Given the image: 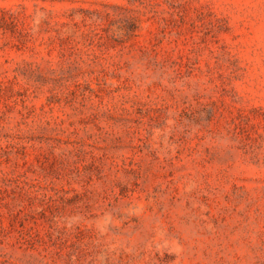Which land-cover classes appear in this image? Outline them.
I'll return each instance as SVG.
<instances>
[{
  "label": "rangeland",
  "instance_id": "1",
  "mask_svg": "<svg viewBox=\"0 0 264 264\" xmlns=\"http://www.w3.org/2000/svg\"><path fill=\"white\" fill-rule=\"evenodd\" d=\"M0 264H264V0H0Z\"/></svg>",
  "mask_w": 264,
  "mask_h": 264
}]
</instances>
